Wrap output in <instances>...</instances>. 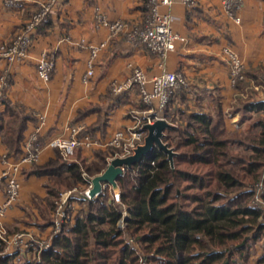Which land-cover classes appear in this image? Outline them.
I'll return each instance as SVG.
<instances>
[{"label":"crops","instance_id":"1","mask_svg":"<svg viewBox=\"0 0 264 264\" xmlns=\"http://www.w3.org/2000/svg\"><path fill=\"white\" fill-rule=\"evenodd\" d=\"M45 1L29 0L20 11L7 9L0 0V45L19 34ZM98 11L109 21L141 24L147 14V0H60L53 7L50 22L33 33L24 61L9 64L0 58V75L6 73L9 83L4 102L33 115L26 125L25 138L42 124L40 140L44 144L39 161L22 169L20 200L6 219L7 228L13 232L33 230L45 238L51 236L52 221H44L51 177L38 176L34 167L48 164L56 159L57 151L61 153L47 144L52 137L68 125L80 124L85 134L107 139L115 131L132 126L134 112L146 108L136 87L120 96L110 90L112 81L127 79L135 67L143 69L149 79L164 71L179 72L188 79V87L176 94L165 113L172 127H186L197 114L210 115L214 120L222 115L226 130L241 134L248 132L255 118L264 117V112L245 108L249 99L264 101V89L251 90L252 95L245 98V89L232 87L229 63L223 54L224 47L230 46L243 60L246 87L252 82L262 83L263 75L258 81L251 75L264 72V0H243L240 23L225 13L223 0H195L192 6L174 0L170 7H162L161 11L173 18V29L185 39L165 59L130 43L125 35L112 36L99 27ZM100 43H106V47L96 61L95 75L85 81L87 45ZM45 51L56 64L48 82L38 75V63ZM99 151L108 150L78 149L68 159L74 156L71 160H78L79 156L90 164L97 161L95 153ZM7 152L0 137V201L5 195L2 160ZM77 206L79 217L90 211L89 204L79 202ZM35 217L44 223H36ZM15 255V264L37 259L34 252Z\"/></svg>","mask_w":264,"mask_h":264},{"label":"trees","instance_id":"2","mask_svg":"<svg viewBox=\"0 0 264 264\" xmlns=\"http://www.w3.org/2000/svg\"><path fill=\"white\" fill-rule=\"evenodd\" d=\"M261 75L251 76L258 81ZM247 80L246 76L236 88H245ZM4 104L0 137L7 156L16 157L22 151L26 125L34 118L10 102ZM245 108L264 112V101L249 99ZM192 120L184 128L169 129L163 140L175 153L174 167L168 154L155 149L118 179L121 206L107 196L91 202L90 211L64 225L40 258L23 264H140L130 238L152 264H247L252 248L264 239V207L253 205L254 192L248 187L264 174V117L250 125L248 134L259 131L249 142L242 133L228 132L222 115L214 120L197 114ZM233 145L252 154L235 156ZM110 150L97 154L90 165L79 156L69 160L57 151L55 160L34 171L57 179L54 186L69 188L84 183L83 172L92 177L103 172L115 154ZM47 189L46 211L52 216L60 193ZM122 206L129 214L123 229L118 226ZM15 257L1 255L0 264H15ZM257 262L264 264V251Z\"/></svg>","mask_w":264,"mask_h":264},{"label":"built area","instance_id":"3","mask_svg":"<svg viewBox=\"0 0 264 264\" xmlns=\"http://www.w3.org/2000/svg\"><path fill=\"white\" fill-rule=\"evenodd\" d=\"M7 9L24 10L29 0H2ZM60 0H46L41 3L37 10L25 22L22 31L9 42L0 45V58L6 60L9 64L24 61L28 57L32 46V35L41 26L50 22L53 7ZM174 0H148L147 14L141 24H129L122 19L114 21L107 20L100 11L97 12L98 26L106 28L112 36L125 35L127 40L134 44L143 46L153 55L165 59L170 52L176 49L179 41L185 39L173 29V18L169 13H163L161 8L170 7ZM187 6H192L195 0H182ZM243 6V0H223V9L225 13L236 23H240V10ZM106 43L98 45H87L89 59L87 62V71L84 80L88 81L95 75L96 61L100 53L105 49ZM229 63L230 85L234 88L246 79V66L240 56L230 47L223 49ZM55 61L45 51L38 63V75L41 80L48 82L51 79L55 69ZM7 74L0 75V109L4 106L6 90L8 88ZM189 85L186 76L179 72L164 71L159 75L148 78L146 72L135 67L131 76L123 81L114 80L110 83V90L114 96H120L133 90L135 87L139 91L141 102L145 109L134 112L132 126L115 131L107 139H98L85 134V127L80 124L68 125L62 133L52 137L48 145L61 151L62 155L67 157L74 151L105 149L114 150L115 154L107 159L108 164L115 158H126L135 154L136 149L145 144L148 136L147 125H153L158 120H166L165 113L170 103L177 93L187 88ZM264 89V83H251L245 88V98L249 97V90L260 91ZM43 118H41L42 120ZM42 124L27 136L22 142V151L16 157L4 156L2 164L4 171L2 174L5 182V195L0 201V239L3 242V255L22 254L34 252L37 258L51 247L54 236L62 232L64 225L75 223L78 219V203L90 204L100 197L107 196L115 205H122L121 191L114 189L110 184H102V193L94 198L90 196L93 188L92 179L87 173H82L84 189L75 187L61 192L54 201L51 222V236L45 238L41 233L33 230L17 231L9 235L5 223L8 213L18 204L21 196L20 175L22 169L27 165L35 164L39 161L40 152L44 144L40 140ZM155 163L152 162V165ZM127 168H123L124 173ZM104 172V171H103ZM102 172V173H103ZM124 176V174H123ZM254 192L253 205L264 207V175L261 180L252 187ZM124 208L123 216L118 222L120 228H125L126 219L129 217L127 209ZM128 243L136 250L139 256L140 264H151L144 254L137 251L138 245L133 238Z\"/></svg>","mask_w":264,"mask_h":264},{"label":"water","instance_id":"4","mask_svg":"<svg viewBox=\"0 0 264 264\" xmlns=\"http://www.w3.org/2000/svg\"><path fill=\"white\" fill-rule=\"evenodd\" d=\"M172 128V125L166 120H158L153 125H147L148 136L145 144L136 149L135 154L126 158H115L108 164L106 170L100 175L92 179L93 188L90 191V196L94 198L102 193V184L108 183L114 189L118 188V179L123 176V168H131L144 161L151 155L155 149L164 151L169 155L172 167L174 151L164 143L165 132Z\"/></svg>","mask_w":264,"mask_h":264},{"label":"rangeland","instance_id":"5","mask_svg":"<svg viewBox=\"0 0 264 264\" xmlns=\"http://www.w3.org/2000/svg\"><path fill=\"white\" fill-rule=\"evenodd\" d=\"M262 77H261V82L262 83H264V72L262 73ZM260 82V81H259ZM254 84H258V83H256V82H254ZM246 89H247V87H245ZM245 88H243V89H245ZM245 91V90H244ZM252 95V91L251 90H249V95L248 96H251ZM257 118H255L253 121H255ZM253 121L251 122V124L253 123ZM251 124H249L248 125V127L251 125ZM258 131L259 130H255V131H252L250 134H248V132H246V133H242L245 137H246V139H247V141L246 142H249V140H250V138H251V136H253V135H255L256 133H258ZM241 135V134H240ZM242 135V138L244 139V136ZM101 151H99V152H96L95 153V155H97V154H99ZM108 152V151H107ZM109 152H112L111 150H109ZM231 153L233 154V155H235V156H242V157H247V156H249V155H251L252 154V151L251 150H249V149H246L244 146H240V145H233L232 147H231ZM61 154V153H60ZM58 155V153H56V156ZM62 155V154H61ZM63 156V155H62ZM65 157V156H64ZM68 157L69 156H67V157H65V158H67L68 159ZM65 160V159H64ZM87 165H90L89 163H86ZM173 165H174V163H173ZM37 167H40L39 165L37 166H35L34 168H37ZM174 167V166H173ZM84 173H87V172H84ZM88 174V173H87ZM89 175V174H88ZM264 175V174H263ZM89 176H91V175H89ZM57 179H55V178H50L47 182L50 184V188H56L57 190H58V192H57V194H59V193H61V192H64V191H66V190H68V189H73V188H75V187H78V188H82V189H84V187H83V185H82V183H76L75 185H73L72 187H69V188H65V187H59V186H54L55 185V181H56ZM22 184V183H21ZM257 183L255 182V183H250V184H248V187H254L255 185H256ZM21 192H22V189H21ZM53 199V198H52ZM53 201V200H52ZM19 203V202H18ZM38 203V202H37ZM18 205V204H17ZM50 208H51V203H50ZM82 215V214H81ZM44 218H45V223L47 224V222L49 223V221H50V219H52V216H51V214H50V212L48 213V212H46L45 214H44ZM35 220H36V223H44V221H42L40 218H34ZM5 227H6V230H7V232H8V234L9 235H12L13 233H15V232H13V231H11V230H9V228H7V224L5 223ZM17 232V231H16ZM2 239H0V248H2V249H0V256H1V254L3 253V242L1 241ZM1 245H2V247H1ZM263 246H264V239H261L259 242H257L256 244H255V246L252 248V250H251V252H250V254H251V256L253 257V258H251V256H250V258H249V261H248V263L247 264H258V258L261 256V254L263 253V251H264V248H263ZM137 251L138 252H141V254H143L142 253V249H141V246H139V247H137ZM152 264V263H151Z\"/></svg>","mask_w":264,"mask_h":264}]
</instances>
